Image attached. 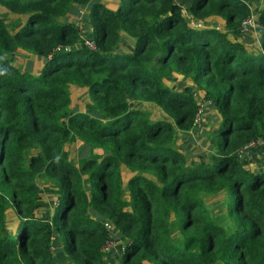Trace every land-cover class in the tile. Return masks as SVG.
I'll use <instances>...</instances> for the list:
<instances>
[{
    "label": "trees",
    "instance_id": "16d2710c",
    "mask_svg": "<svg viewBox=\"0 0 264 264\" xmlns=\"http://www.w3.org/2000/svg\"><path fill=\"white\" fill-rule=\"evenodd\" d=\"M0 6L25 16L12 32L0 16V264H56L52 237L67 264H108L102 249L114 237L124 240L120 264H264V170L240 159L264 139V9L261 51L249 52L236 40L250 16L240 0H191L185 13L200 27L176 0ZM125 37L131 50H116ZM18 52L40 65H11L6 55ZM172 77L190 83L175 89ZM195 95L216 115L208 162L179 145L195 128ZM73 140L93 155L75 163ZM41 181L58 194L49 217L35 212ZM218 193L226 225L203 199Z\"/></svg>",
    "mask_w": 264,
    "mask_h": 264
},
{
    "label": "rangeland",
    "instance_id": "374dc122",
    "mask_svg": "<svg viewBox=\"0 0 264 264\" xmlns=\"http://www.w3.org/2000/svg\"><path fill=\"white\" fill-rule=\"evenodd\" d=\"M117 2V0H114ZM81 14H83V11H80ZM0 16L7 26V29L12 32L17 27L22 25V23L25 21V16L22 15H14L10 14L7 11H5L0 6ZM83 19L81 18V15L77 18V21L75 25L78 27L79 31L85 34L84 37H88L89 33L86 31V28L81 23ZM85 22V20H84ZM132 46V40L129 38H122L118 45L116 46V50L118 51H125L129 50ZM131 50V49H130ZM6 58L9 60V63L11 65H14L18 69H21L26 62L32 60L33 63L36 62L37 66L40 65V61H34V56L25 52H18V53H12L9 55H6ZM189 84L190 82L188 80H181L179 78L172 77V80L170 82V86L175 89H180L184 84ZM199 101L202 100L201 96H199ZM71 100L73 102L79 103L83 101V96L79 91H75L74 94L71 96ZM133 108L140 109L142 112L146 113L150 119H160L163 117L162 113L154 107L151 104H144V103H134L132 105ZM195 128L191 131L184 133L182 135H179V142L180 146L187 149L191 154L194 155H187L188 159L193 158L194 161L199 160L197 156L203 158L205 162H208L207 155H208V137L212 135L215 131L216 127V115L214 113V110H212L211 106L206 102H199V113L197 115L196 121H195ZM201 130H204V134L207 137V140L202 136ZM178 144V139H177ZM210 149V147H209ZM94 153V150H84V148L81 146V144L78 141L73 140L68 144V147L66 149V154L68 156L70 155L71 158L75 160V163H79V159H82V156H92ZM241 163L246 165L250 170H264V145H258L255 148L251 150H247L246 152L241 153ZM51 188V187H48ZM48 195V198H50L51 205L55 206L56 201L54 197H51L49 193H46ZM45 195V196H47ZM205 203L207 206L212 210L213 214L217 217L223 216V224H227V220L225 219V212H224V194L218 193L215 195H204L203 197ZM46 203L48 204V201L46 199ZM44 215H51L52 210L43 208ZM49 211V213H47ZM13 215L10 213L6 214L5 223H6V229L13 227ZM230 224V223H229ZM10 231V229H9ZM124 240L122 238L114 237L110 240V247L107 250L102 249L103 257L105 258L106 262L108 264H120L119 262V256L120 251L122 248ZM51 251L53 259L55 260L56 264H67L66 257L62 254L60 250L59 242L56 240L55 237L51 238Z\"/></svg>",
    "mask_w": 264,
    "mask_h": 264
},
{
    "label": "crops",
    "instance_id": "0c3cea01",
    "mask_svg": "<svg viewBox=\"0 0 264 264\" xmlns=\"http://www.w3.org/2000/svg\"><path fill=\"white\" fill-rule=\"evenodd\" d=\"M176 1L181 5L183 10H186L189 7L191 0H176ZM240 1L243 2L248 7L249 14L251 17H253V22L249 27H246L239 36H237L236 40L240 42L247 51L260 52L261 48L259 41L261 38H260V34L256 31V29L259 27L258 22H259L260 13L264 9V0H240ZM204 21L206 25L221 27V20L216 16H209L206 19H204ZM229 39L232 38L229 37ZM198 98L199 97L197 96V101H199ZM201 101L202 100H200L199 102ZM37 186H38V192L35 196L36 215L42 217H49V215L47 216L44 215L43 208H47L53 211L55 206L51 205L52 201L50 200V198H48V195L46 193H49L51 197H54L55 201H57L58 194L56 191H53L55 193H50L52 187L49 186L46 182L43 181H41L40 183L38 182ZM46 199L48 201V204L46 203ZM47 213H49V211H47Z\"/></svg>",
    "mask_w": 264,
    "mask_h": 264
},
{
    "label": "built area",
    "instance_id": "2783aa9c",
    "mask_svg": "<svg viewBox=\"0 0 264 264\" xmlns=\"http://www.w3.org/2000/svg\"><path fill=\"white\" fill-rule=\"evenodd\" d=\"M182 10H183V9H182ZM182 12H183V13H182L183 16L186 17L187 22L190 24V26H192V27H200V24H199V23H197V22L191 20V19L186 15V13H185L186 11H185V10H183ZM252 22H253V17H251V16H249L247 19H245V20L242 22V24H243V26H244V29H245L246 27H249V26L252 24ZM84 44H85L88 48H93L92 41H90V40H86V41H84ZM258 145H264V139H257V140H255V141H251V142H249L247 145H245V146L243 147L242 151L245 152V151H247V150H251V149L255 148V147L258 146ZM103 225H104V227H105L107 230H110V225H109V223H104ZM110 245H111L110 241L106 242L105 245H104V247H103V249H104V250H107V249L110 247Z\"/></svg>",
    "mask_w": 264,
    "mask_h": 264
},
{
    "label": "clouds",
    "instance_id": "9594fccd",
    "mask_svg": "<svg viewBox=\"0 0 264 264\" xmlns=\"http://www.w3.org/2000/svg\"><path fill=\"white\" fill-rule=\"evenodd\" d=\"M86 40H90V39L87 38ZM86 40H85V41H86ZM90 41H91V40H90ZM201 102H204V101L202 100Z\"/></svg>",
    "mask_w": 264,
    "mask_h": 264
}]
</instances>
